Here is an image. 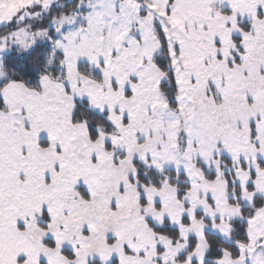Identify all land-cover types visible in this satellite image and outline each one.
I'll use <instances>...</instances> for the list:
<instances>
[{"label": "snow or ice", "instance_id": "6c2138e0", "mask_svg": "<svg viewBox=\"0 0 264 264\" xmlns=\"http://www.w3.org/2000/svg\"><path fill=\"white\" fill-rule=\"evenodd\" d=\"M0 264H264V0H0Z\"/></svg>", "mask_w": 264, "mask_h": 264}]
</instances>
